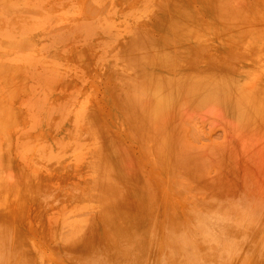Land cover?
<instances>
[{"label": "rangeland", "instance_id": "obj_1", "mask_svg": "<svg viewBox=\"0 0 264 264\" xmlns=\"http://www.w3.org/2000/svg\"><path fill=\"white\" fill-rule=\"evenodd\" d=\"M0 1V3L4 1L3 5L0 4V184L3 187V191H0L2 192V195L0 193V264H104L103 260L113 253L112 244L108 242L107 237L105 238V233L106 231L114 232V230L119 229L127 232V236L121 238L119 242L125 239L126 242L131 243L134 256L142 259L141 264H170L173 259V264H264V111L261 112L255 104L256 111L259 110L258 115H263L262 117L257 116L255 115L257 112L251 110L253 106L249 105L251 111L246 112L255 113L251 120H247V118L250 119V115L244 116L245 118L240 115L242 110L238 112L242 107H244V112L245 108H248L244 106V103L248 104L249 102H245L244 100H247V97L245 96L244 99V93H238V91L241 89L246 90L245 94L248 95L247 90L249 91L253 87L255 90L259 86L260 95V85L264 86V54H262L264 52V39L262 36L260 37L263 34L259 33V39L262 40L260 42L256 34L257 31H260V26L264 25L263 22L258 23L261 24L260 26L256 23L257 20L262 19L264 21V0H221L227 2V4H224L227 9L224 6V9L218 6L216 4L218 0ZM251 2H253V5ZM222 3H220L221 6ZM255 4L256 6H254ZM176 5L179 9L181 8L179 6H182L184 12L188 10L185 12L187 14H184L183 11H181L183 14L177 11ZM214 7L218 9L216 10ZM225 9L229 14L228 16L224 11ZM6 10L8 12H5ZM193 10H197L195 13L199 12L200 15L194 14ZM213 10L216 13L213 14ZM189 11L193 13L192 16ZM218 11L221 13H217ZM178 12L184 18L189 14L186 20L191 24L192 19L194 22L197 20L195 27L196 24L200 23L198 25L200 28L197 27L198 29L202 28V31L194 29L198 30L200 34L197 35L194 30H191V33L187 32L188 35H185L184 33L190 30H186L189 25L192 26L191 29L194 26V23L192 25L188 23L187 28L183 26L186 31H182L184 29L180 31L178 28L179 34L184 32V36L181 34L183 37L178 35V29H176L177 31L171 29L173 32L171 36L170 28L173 27V23L169 24L170 20L174 18L175 21H172L175 22L174 24L177 21L183 23L185 20L180 18ZM171 13L176 15L177 18L180 16V20H177L174 15L169 20L168 16ZM221 16L227 19L228 25ZM188 17L191 20L187 19ZM220 17L224 23L220 21ZM228 17H230L231 22ZM205 19L210 21H208V27H206L208 23ZM186 20L184 24H186ZM166 21H170L168 22L169 25L167 24L170 28L165 26ZM181 23L178 22L176 25H183ZM201 23L205 27H201ZM223 24L226 27H223ZM215 26L218 28L216 33H214ZM230 26L239 35H234L236 32L233 30V32H229ZM224 28H227L226 32L228 34L225 33L226 36L224 35L226 30ZM243 29L246 31L251 29L248 32L253 29L256 33L254 31L248 34L245 31L247 34L244 33V35L247 38L248 36L251 37V39L240 38ZM200 31L203 33L201 34ZM136 32L135 37L138 32L143 34H139V38L137 36L139 40L135 42L138 44H135L136 49L142 40L140 36L149 39H147L148 41L144 39L141 41L143 48L140 47L143 51L140 52L141 49H139L137 53L132 46L134 51L130 48L132 51L128 50L129 55V52L126 53V51L130 45L134 44L135 39H132L131 44V39L128 40V37ZM252 33L257 35V37L254 36L255 34L253 35L256 38L255 41L254 37L250 36ZM235 36L240 37L236 40ZM133 37L134 35H132ZM178 37L180 38L176 39ZM226 39L239 44L234 43L236 45L234 46L230 43V47L228 45L229 41H226ZM239 39H241V42H239ZM242 39L246 41L242 42ZM146 41L148 44H142ZM254 42L256 44L263 43L259 45L263 49L260 52L263 56L259 55V52L257 55L259 47ZM245 43L246 45L243 47ZM251 43H253V46H249ZM121 44L124 47L127 44V48L124 49L123 47L121 49ZM240 47L244 48V51L242 48L240 50ZM117 48H120V50H117ZM261 48H259L260 51ZM132 52L137 53V57L140 56V53H142L141 55L144 54L143 59L154 58L156 65H158L157 57L160 58L164 52L166 54L169 52L170 55L168 53V56H173L171 53L182 52L180 55L182 54L181 57L184 59L186 54L190 55L185 60L178 57L180 55L173 56V58L176 57L180 61L182 59L184 61L183 65L186 67L174 58L177 65H182V67H178L176 62L172 60L173 58L170 59L165 54L162 57L165 59L167 57V61L160 58L165 61L163 66L161 64L160 68L155 66L152 59L151 66L153 64L154 66L153 69H149L151 67L149 60H146L147 63L140 57L142 61H145L142 63L136 57L140 61L134 62L136 54ZM122 53H126L124 55L131 58L134 55L133 60L127 58V56L126 58L122 57ZM119 54L124 59L120 58ZM126 59L129 61L124 64ZM169 59L174 63L169 61L171 63L169 65ZM187 59H189L186 62L188 64L185 63ZM138 62L142 63L140 65L146 64L144 65L146 68L143 66L145 71L144 68L143 71H141L142 68H139L138 73H136L137 70H134L135 75L128 78L130 82L133 80L131 77L138 78L141 72H143L141 76L144 73L152 76L151 73L156 71V76H147L149 79L155 78L149 80L152 84L154 81H158V85L164 79V82L161 83L169 84V79L174 78L171 81L172 84H169L171 87L173 86L172 89L169 85L162 84V88L159 87L160 90L163 89V86L164 88L167 86L166 90L170 89L176 92L181 86H185L184 90L182 87V89L180 88L185 91L182 93L183 95H179L182 92L180 90L176 93L167 90L170 95L165 92L162 97L164 99H161L162 102L163 100L165 102L164 96H166V100L169 96L172 97L163 104L165 106L160 107L159 110L165 109L164 107H167V109L160 111L163 113L162 115L158 113L160 121L156 119L154 131L159 132L160 127L169 120L174 125L177 116L174 118L175 115L172 114L176 110L178 111L177 115H179L177 122L180 117L182 118L178 131H176L178 125L175 124L177 127L175 125V128L172 127L177 133L175 134V131L172 130V138L170 136L166 137L170 135V132L172 133V128H169L170 121L167 124L168 126L164 125L162 131L160 130L157 134L159 137L154 136L157 139L160 138L159 141L162 139L160 145L158 143V147H161V150L163 148L161 152L163 157L156 149L157 146L154 147L155 141H157L152 137L154 131L152 129L147 130V127L150 126L148 123H153L155 126V123L150 120V118H153L149 114L150 112H146L148 116L144 117L145 113L144 118H138L141 115L140 113L139 116L137 114L135 116L132 115L133 112L130 114L128 113L130 111L122 110V106L115 100L121 101L122 105L123 99L120 98L123 96L121 94L124 93H120V90L117 91L121 84L118 80L122 79L120 81L124 83L122 74H125L124 77L127 83L121 84L123 85L121 87L122 89L127 87L123 90L130 91L128 88L131 83L128 82L126 75L128 74L129 77L130 74H133L132 68L134 69V67L128 68V66L131 63L134 66L136 65L135 69H138L137 66L141 67ZM172 64H175L176 68ZM168 65L170 70L167 68L166 71L165 66ZM187 65H191V67ZM147 68L149 70L146 71ZM193 68L197 70V73L203 72L198 74V77L201 75L199 78L206 74L208 78L213 75L209 80L210 83L208 81L209 85L206 83L207 81L205 82V85H208L207 87L201 86L202 83L204 86L205 79L208 80L207 76L201 78L204 79L203 82L199 80L202 83L198 81L201 84L199 85L196 83L199 78H195L197 73H193ZM212 68L218 71L212 70V72H209ZM184 70L186 72L188 70L192 71L195 76L191 75V72L187 76L184 75L186 74L182 73ZM201 70H206L208 73ZM224 70H226V75L230 74L229 80L232 78L230 82L228 81L229 83L227 82L229 76H225ZM114 71H116V74L119 73L120 76H115V78L117 77L116 80L111 76V74L114 75ZM158 72H163L161 73L163 77ZM219 72H224L226 83L229 84L227 87L224 82L225 78L223 80H221L223 77L220 78L225 83L224 87L221 88L220 86L221 84L223 86V83H220V80L217 79L218 76H214ZM154 73L153 75H155ZM166 74L172 75V77L170 78ZM220 74L222 75V73ZM145 75L143 76L145 82L141 81L142 78H138L134 79L135 82L132 85L140 83L142 88V85L144 87L146 82V85L151 84ZM160 75L163 80L160 79ZM179 76L184 81V85H182L181 80L178 81ZM193 77L196 82L192 80ZM186 80L189 81L188 84H185ZM190 80L193 82L192 84ZM234 82L237 87H233ZM154 85L156 87V83ZM176 85L177 87H175ZM230 85H233V92H231L233 88H229ZM195 86L199 89H193ZM224 88L227 91L228 89L231 90L228 92L231 94L232 99L230 100L234 99L232 103L237 102L232 104L228 100L229 102L225 103L229 97L228 95V97H225L226 101L223 102L224 98L221 96L223 90L221 89ZM110 89H113V91L109 92ZM148 89L151 90L149 87ZM263 89L264 87L261 89L264 92ZM115 91L120 94L117 93L116 95ZM258 91L253 92L256 94ZM218 93L222 98L220 101L215 99V102L213 98ZM145 94L140 93L136 96L138 99L142 97L140 101H143L146 100V95L149 92ZM172 94L177 97V101ZM238 94L242 97L241 99ZM114 95H116L115 99ZM257 95L253 97H261V95ZM118 96L121 97L118 98ZM136 96L133 97L135 100H137ZM184 96L188 97L182 100ZM206 96H209L206 99L207 101H205ZM219 96L217 97L220 98ZM130 97L131 95L128 96V100ZM152 97H148L146 102L143 101L144 104L142 102L141 106L146 108L149 103L154 105L153 107L157 106ZM180 97L183 103L178 99ZM149 98H152L153 103L149 101ZM186 98H188L187 101L190 100V103L185 102ZM210 99L212 103L208 102ZM179 100L181 104L178 102ZM259 100H264V98L261 97L257 102ZM175 101L176 103H174ZM253 102H256V99ZM161 103L159 105H162ZM135 104H132V106L127 105L130 107L128 110L133 111V107H138V103ZM228 104L229 106L233 105L234 113L231 112L232 109L228 107ZM142 107L141 110H138L142 111ZM149 107L151 106H148L146 110L153 108ZM175 108L177 109L174 111ZM154 109L156 112L158 107ZM121 110L126 111L127 113L124 112L126 115L122 114ZM133 117L138 119H133ZM257 117H260L258 118L259 121L256 119ZM93 118H97L96 122L99 119L103 125L100 121L98 122L99 126L95 125V119L94 121L91 120ZM148 118L150 122H148ZM139 120H147L146 127H143L142 124L145 121L140 123ZM252 120L254 121L253 124L249 122ZM90 121L92 125L89 124ZM247 122L251 125H247ZM99 123L103 130H101ZM259 123L262 128L258 126ZM93 124L96 129L93 128ZM157 124L160 129L157 128ZM134 126L136 127L134 128ZM165 126L169 129L167 132L170 131L168 134L165 133L166 136L164 134L166 130L163 132L166 129ZM97 127L100 128H98L99 131ZM152 127L151 125L148 128ZM90 128L95 129L97 132L95 130L93 132L98 134L91 135L93 133ZM143 128H146V130H143ZM131 129L133 132H130ZM148 131L150 132L148 137L150 138L151 135L155 140L151 138L154 143L150 141L149 144H146L150 140L145 136ZM138 132L143 135L140 136L141 134ZM166 138H171L173 142ZM163 143H166V145L163 146ZM106 144L116 145L117 148L113 146L116 150L113 148L111 150V146L109 147ZM98 145L100 149L109 150H101V154L97 153L101 157L106 152L107 157L106 154L103 156L105 159L108 158L106 161L112 165H106V168H115V170L106 169L104 174L109 170H112L113 174L109 171L112 176L117 172H119L116 174L117 176L123 173V175H120L121 177L118 176L120 179L118 178L119 182H115L117 186H114L116 187L113 186L114 183L108 184L109 179L112 177L110 174L108 175L111 177L106 179V182L104 178L107 175L103 177L105 183H99L100 176L98 173L103 175L102 170L105 168L102 167L103 169H101L100 166L95 165L93 163L94 158L91 155L94 148H99ZM179 146H185L189 150L186 157V155H183L187 150L184 152L183 147H180V150L177 149V151H180V153H177L180 156L182 155L181 152H184L182 157L186 161L185 166H183L184 162H181L182 159L180 160L181 157H178L175 152L172 155V157L174 155L178 157H173L175 165L168 166L167 164H170L172 159L170 161L171 156L168 158L167 153L172 154L173 150H176ZM149 149L151 151L153 149V151L151 152ZM156 150L159 155H157ZM96 151L93 155H96ZM149 151L153 154L146 153ZM110 152H113L115 156ZM164 154L168 159H165ZM158 156L161 160L163 159L162 162ZM100 157L97 156L96 159H101L102 157ZM115 158L119 159L116 160ZM121 158L122 160L123 158L126 159V163L123 160V165L119 164L122 161ZM113 159L115 160L113 161ZM101 160L98 161L99 165L108 164L106 161ZM166 160H169V162ZM174 161L171 164H174ZM176 161L179 163L176 164ZM95 162L97 161L95 160ZM91 163L102 172L97 171L96 173L98 168L94 170L93 164L90 168ZM161 163H164L162 167ZM195 164L199 166L194 167ZM131 173L135 175H133L134 177H138L134 179L132 176L137 184L136 181H132V178L126 177L131 176ZM151 173L154 174L153 178ZM115 177L113 176L114 181L117 178ZM100 179H102V176ZM128 179L129 183H135L132 188L129 183H127L128 187L124 182ZM114 181L112 179L110 182ZM100 186L102 187L100 188ZM134 186L138 188L135 187L134 190H137L131 192ZM91 188L94 190L92 189L93 191L90 193L89 189ZM126 188L131 189L126 190ZM81 189L84 191H80ZM85 189L89 191L86 192ZM120 190H122V193L119 192ZM137 192L141 194L140 197L142 198L138 195L134 196ZM84 200L87 202L95 201L97 204L101 201L100 204L102 205L98 204V207H103L98 210L102 216L96 213L98 211L97 204L94 207V203H92L90 208L87 202L86 204L89 206L85 205ZM81 205L85 208H82ZM87 212L90 213L87 214ZM5 215L7 219H5ZM101 218L105 220L103 221ZM82 219L84 222H82ZM85 219L88 224L80 225V222L85 223ZM76 221H78V226H82L81 229L77 226ZM70 224H74L73 227L71 225L72 228L69 226ZM85 225L88 228H85ZM115 226H118L119 229ZM129 232H133V236H129ZM82 234H84L83 237L78 238ZM114 235H116L115 232ZM62 237L66 240L64 241ZM67 239H72L74 242H71L75 245L71 246L72 243L70 241L67 243ZM113 243L115 242L113 241ZM122 255L128 264H139L131 256L123 253ZM171 256L173 259H170ZM36 259L38 260L36 261Z\"/></svg>", "mask_w": 264, "mask_h": 264}, {"label": "bare ground", "instance_id": "obj_2", "mask_svg": "<svg viewBox=\"0 0 264 264\" xmlns=\"http://www.w3.org/2000/svg\"><path fill=\"white\" fill-rule=\"evenodd\" d=\"M220 1H221V0H220ZM220 1L218 0V1L216 2V4H217L218 6H220L222 9H224V7L226 8L227 6H225L224 4H227V2H226V1H221V2H220ZM227 1H228V0H227ZM0 2H1V1H0ZM3 2H4V1H3ZM3 2L0 3V4L3 5V4H4ZM218 2H220V3L224 2V3H222V6H221L220 3H218ZM225 2H226V3H225ZM253 2H254V1H253ZM253 2H251L252 5H253ZM94 3H95V2H94ZM254 3H255V2H254ZM171 6H172V5H171ZM176 6H177V5H176ZM223 6H224V7H223ZM254 6H256V4H255ZM179 7H181L180 9H182V10H180V9L178 8V6H177V8H178L177 11H180V12L183 11V12H184L182 6H179ZM215 7H217V6L215 5ZM215 7H214V8H215ZM174 8H175V7H174ZM177 8H176V9H177ZM215 9L217 10L218 8H215ZM215 9H214V10H215ZM219 9H220V8H219ZM226 9H227V8H226ZM226 9H225L224 11L227 13V10H226ZM8 10H9V9H8ZM8 10H6L5 12H8ZM186 10H187V9H186ZM214 10H213V14H214V12L216 13V11H214ZM187 11H188V10H187ZM187 11H185V12H187ZM193 11H194V12H193L194 14L200 15V14H198L199 12H198V13H195V12H197V10H193ZM220 11H221V10H220ZM220 11H218L217 13L220 14L221 12H223V11H221V12H220ZM228 11H229V10H228ZM237 11H238V10H237ZM239 11H242V10H239ZM256 11H257V10H256ZM256 11H253V12H256ZM135 12H136V11H135ZM137 12H138V11H137ZM174 12H175V11H174ZM180 12H178V15H180V14L182 13V12H181V13H180ZM185 12H184V14H187V13H185ZM232 12H233V11H232ZM247 12H248V11H247ZM249 12H252V11H249ZM257 12H258V11H257ZM259 12H260V11H259ZM175 13H176V12H175ZM189 13H190V11H189ZM193 13H190V15L193 14ZM203 13H204V12H203ZM223 13H224V12H223ZM223 13H222V15H223ZM226 13H224V14H226ZM230 13H231V12H230ZM171 14H172V16H170ZM171 14H170V15L167 14V15H169V16H168V17H169V18H168L169 20H170L172 17H174V16H175V18H177L176 15H174L173 13H171ZM176 14H177V13H176ZM182 14H183V13H182ZM207 14H208V13H207ZM207 14H206V15H207ZM173 15H174V16H173ZM217 15H218V14H217ZM217 15H216V16H217ZM226 15L228 16L229 14L227 13ZM226 15H225V17H226ZM163 16H164V15H163ZM180 16H181V17H180ZM180 16H179L180 18H183V19L186 20V17L189 16V14H188L185 18L182 17V15H180ZM184 16H185V15H184ZM191 16H192V15H191ZM213 16H214V15H213ZM170 17H171V18H170ZM179 17L177 18V20H180ZM217 17H219V16H217ZM221 17H223V16H221ZM221 17H220V21H223V20H221ZM191 18H192V17H191ZM194 18H195V17H194ZM229 18H230V17H228V19H229ZM173 19H174V18H173ZM173 19L170 20L171 22H170V21H166L167 23L165 22V23H166L165 26H167L168 22H170L169 24L173 23V24H172V25H173L172 28H170L169 26H167V27L170 28L171 36L173 35V34H172V33H173L172 31H177L176 29H178V28H179L180 31H181L182 29H184L185 26H186L185 28L188 27V26H187L188 23L191 24V22H189V21H187V20H186V21H187L186 24H184V23H185V20H184L183 23H181L182 21H177V23H176V24H178V22H179V23H181V24H183V25H180V24H179V25H176V24H174L175 22H172V21H175V20H173ZM187 19H190V17H188ZM217 19H219V18H217ZM223 19H224V17H223ZM181 20H182V19H181ZM190 20H191V19H190ZM205 20H206L207 23H208V24H206V27H208L207 25H209V22H210V21L207 20V19H205ZM214 20H215V19H214ZM214 20H213V21H214ZM226 20H227V19H224V21L227 22V25H228V21H226ZM229 20H230V19H229ZM164 21H165V20H164ZM164 21H163V23H164ZM191 21H193L192 24L194 23L193 28L191 29L192 26L189 25V27H188L186 30H188V29H190V30L186 31V30L184 29V30H182V31H186V33L181 32V34L184 33L185 35H186V34L188 35L187 32H190V33H191V30H194V31H195L194 33L197 34V35L200 34L199 31H198V30H201V29H202V28H201V29H198V27L200 28V26H198V25H200V23H199V24H196L198 27H197V26L195 27V23L197 22V20H196V22H194L193 19H192ZM208 21H209V22H208ZM216 21H217V20H216ZM220 21H219V22H220ZM224 21H223V23H224ZM255 21H256V20H255ZM255 21H254V23H255ZM257 21H258V22H256L257 24H258L259 22H263V23H264V21H263L262 19H261V20H257ZM198 22H199V21H198ZM219 22H218V23H219ZM230 22H231V20H230ZM230 22H229V23H230ZM202 23H203V22H202ZM202 23H201V27L204 26V25H202ZM218 23H217V24H218ZM221 23H222V22H221ZM263 23H262V24H263ZM169 24H168V25H169ZM192 24H191V25H192ZM217 24H216V26H217ZM257 24H256V26L258 27L259 24H258V25H257ZM162 25H164V24H162ZM174 25H175V26H174ZM218 25H219V24H218ZM260 25H261V24H260ZM260 25H259V26H260ZM170 26H171V25H170ZM176 26H178V27H176ZM179 26H181V27H179ZM183 26H184V27H183ZM216 26H215V28H216ZM261 26H262V25H261ZM261 26H260V28H259L260 31H257V33H256V31L254 30L255 33L258 35V39H259V35H260V34H263V35H264V29H263V28H264V25L262 26L263 28H262ZM182 27H183V28H182ZM204 27H205V26H204ZM217 27H218V26H217ZM223 27H226V26L223 24ZM223 27H222V28H223ZM254 27H255V24H254ZM257 27H256V28H257ZM194 28H196V29H198V30H196V29H194ZM252 28H253V27H252ZM166 29H167V28H166ZM171 29H173V30L171 31ZM179 29H178V31H179ZM204 29L206 30V28H204ZM204 29H203V30H204ZM217 29H218V28L214 29V30H215L214 33L218 32ZM224 29H226L225 32H224V35L226 36V34H228V33L226 32V31H227V28H224ZM228 29H229V27H228ZM230 29H231V26H230ZM230 29H229V32H230V31H231V32L234 31L233 29H231V30H230ZM222 30H223V29H222ZM232 30H233V31H232ZM243 30H244V31L241 32L242 35H240L241 37L238 36V38L240 37V38H245V39H246L247 36L244 35V33L248 32V30H251V29H247V31H246L245 29H243ZM261 30H263V31H261ZM180 31L178 32V35H181V34H179ZM196 31H198V32H196ZM201 31H202V30H201ZM201 31H200V32H201ZM245 31H246V32H245ZM254 31H253V29H252L251 32H254ZM205 32H206V31H205ZM234 32H236V31H234ZM249 32H250V31H249ZM249 32H248V34H249ZM251 32H250V33H251ZM261 32H263V33H261ZM192 33H193V32H192ZM202 33H203V32H201V34H202ZM225 33H226V34H225ZM239 33H240V32H239ZM241 33H240V34H241ZM255 33L250 34V36H253ZM259 33H260V34H259ZM136 34H137V32H136V33H133V34H131V35H129L128 40L131 39V40H130V41H131V44H132V42H133L132 39H133V40L135 39V41H134V44H133V45H130V44H129L130 47L127 49L126 53L129 52L128 50H130V48H132V46H133V48H135V44L138 45V44L135 43V42H136V40H139V39H138V38H139L138 35L141 34V33L138 32V35H137L138 38H137V36L135 37ZM175 34H176V33H175ZM184 34H183V36H184ZM206 34H207V33H206ZM237 34H238V32H236L234 35H237ZM246 34H247V33H246ZM256 34L254 35L255 37H257ZM132 35H134L133 38H132ZM141 35H143V34H141ZM145 35H146V34H145ZM229 35L232 36L230 33H229ZM234 35H233V38H234ZM238 35H239V34H238ZM263 35H260V37L262 36V38L264 39ZM146 36H147V35H146ZM146 36H145V37H146ZM181 36H182V35H181ZM183 36H182V37H183ZM201 36H202V35H201ZM225 36H224V37H225ZM242 36H243V37H242ZM244 36H246V37H244ZM254 36H253V37H254ZM130 37H131V38H130ZM140 37L142 38L141 41H143V39H144L143 37H144V36H143V37L140 36ZM174 37H175V35H174ZM174 37H173V38H174ZM228 37H229V36H228ZM235 37H236V40H237V39H238L237 36H235ZM253 37H252V38H253ZM255 37H254V41H255V39H256ZM179 38H180V37H178V38H176V39H179ZM248 38L251 39V37H249V36H248ZM248 38H247V40H248ZM147 39H149V38L146 37L144 40H147ZM230 39H232V38H230ZM258 39H257V40H258ZM124 40H125V38H124ZM124 40H122V41H123V42H126V41H127V39H126V41H124ZM240 40H241V39H239V42H241ZM252 40H253V39H252ZM252 40H251V41H252ZM141 41H140V45H139L138 48H137L138 50H137L136 48L134 49V50H136L137 53H138L139 49H141L140 52L143 51V49H142L143 47L141 46ZM147 41H148V40H147ZM147 41H146V42H143L142 44H144V43L148 44ZM226 41H229V40L226 39ZM232 41H234V40H232ZM243 41H244V39H242V42H243ZM245 41H246V40H245ZM245 41H244V42H245ZM259 41L262 42L261 39H259ZM15 42H16V41H15ZM137 42H139V41H137ZM252 42H253V41H252ZM257 42H258V41H257ZM12 43L14 44V42H12ZM227 43H228V42H227ZM230 43H232V44H234V43L239 44L238 42H230V41H229V44H228L229 46L231 45ZM246 43H247V42H246ZM246 43L244 44V46H243V45H242V46L245 47ZM224 44H225V42H224ZM240 44H241V43H240ZM251 44H252V45H251ZM251 44H250L249 46H253V43H251ZM254 44H256V42H254ZM262 44H263V43H262ZM262 44H261V43H259V44L257 43L256 45H258L257 47L261 48V46H259V45H262ZM14 45H15V44H14ZM121 45H122V44H121ZM121 45H120V46H121ZM125 45H126V47H124V46L122 45L121 49H122L123 47H124V49H126V48H127V44H125ZM226 45H227V44H226ZM140 46H141L142 48H141ZM143 46H144V45H143ZM229 46H227V47H229ZM234 46H236V45L234 44ZM139 47H140V48H139ZM230 47H231V46H230ZM257 47H256V49H257ZM133 48H132V50H133ZM144 48H145V47H144ZM241 48H242V47H240V50H241ZM246 48H247V47H246ZM246 48H245V49H246ZM259 48H258V50H257V55H258L260 52L263 51L262 48H261V49H262L261 51H260ZM242 49H243V51H244V48H242ZM117 50H120V48H119V49L117 48ZM132 50H130V51H132ZM134 50H133V51H134ZM121 51H122V50H121ZM118 52H119V51H118ZM122 52H124V51H122ZM140 52H139V53H140ZM258 52H259V53H258ZM119 53H120V52H119ZM126 53H124V54H126ZM132 53H135V52H132ZM137 53H135L136 55H135V61H134V62L140 61V60H141L140 57H142V59H143L144 54L141 55L142 53H140V54H139L140 56L137 57ZM168 53H169V52H167V54H166V52H164V53L161 54V55H162L163 57H164L165 54L168 56ZM180 53H182V52L171 53V55L173 54V56H178V55H180ZM122 54H123V53H122ZM124 54H123V55L119 54V56L121 55L122 57H125V58H126V56H127V58H131L130 56L128 57V55H124ZM128 54L130 55V52H129ZM174 54H176V55H174ZM262 54H264V52H262ZM262 54L260 53L259 55H262ZM132 55H133V54H132ZM161 55H160V56H161ZM169 55H170V53H169ZM181 55H182V54H181ZM181 55L178 56V57L183 58V57H181ZM184 55H185V54H184ZM188 55H190V54H186V55H185V59L188 58ZM121 56H120V58H122ZM133 56H134V55H133ZM133 56H132V58H131L132 60H133ZM162 56H161L160 58H163ZM173 56H168V58L172 59ZM182 56H183V55H182ZM262 56H263V55H262ZM136 57L139 58L140 60H137ZM158 57H159V56H158ZM158 57H157V60H156V61H158V63H157L158 65H156V62H155V59H154V58L148 59L149 61H148L146 58L143 59V60H145V61L147 60L149 63H151V62L153 61V62L155 63V66H158V67L160 66V64H161V66H163L164 63H165L164 60H166V59H168V58L166 57V59L163 58L164 60H162V59H160V58H158ZM263 57H264V56H263ZM263 57H262V58H263ZM155 58H156V56H155ZM174 58L177 59V60H179V59L176 58V57H174ZM174 58H173L172 60L175 61ZM260 58H261V57L259 56V59H260ZM122 59H124V58H122ZM122 59H121V60H122ZM152 59H153V60H152ZM158 59H159V60H158ZM170 59L168 60V64H169V65H171V63H169V61L174 63V61H172V60H170ZM185 59L183 58V60H185ZM118 60H119V59H118ZM151 60H152V61H151ZM183 60L181 59L182 62L179 60V61H180V64L182 63V65L184 64V61H183ZM261 60H263V59H261ZM126 61H129V60L126 59V60H124L125 63H124V62H123V63L126 64ZM130 61H131V60H130ZM141 61H142V60H141ZM145 61H142V63L145 62ZM147 61H146V62H147ZM160 61H162V62H160ZM163 61H164V62H163ZM166 61H167V60H166ZM188 61H189V59H187V60L185 61V63L188 62ZM132 62H133V61H132ZM148 62H147V63H148ZM153 62H152V63H153ZM175 62H176V65H177V61H175ZM128 63H129V62H128ZM142 63H141V62H138V65H140V64H142ZM152 63L150 64V66L152 65ZM162 63H163V64H162ZM135 64H136V63H135ZM166 64H167V63H166ZM178 64H179V63H178ZM186 64H188V63H186ZM256 64H257V63H256ZM127 65H129V64H127ZM144 65H146V64L144 63L143 65H140L141 67H138V66H137L138 69H135L136 65L134 66V65H132V64L130 63V65L128 66V68H132V67H134V69L132 68V73H133L134 70H137L136 73H138L139 68H140V69L142 68L141 71H143V68L145 67ZM148 65H149V64H148ZM169 65H168V66H165L166 71H167V68L169 69ZM172 65L174 66V68H176L175 64H172ZM182 65H177V66H178V67H179V66L182 67ZM125 66H126V65H125ZM130 66H131V67H130ZM143 66H144V67H143ZM153 66H154V64H153ZM153 66H151L149 69H153V68H152ZM183 66L186 67L185 65H183ZM187 66H188V67H191V65H187ZM148 67H149V66H148ZM145 68H146V67H145ZM145 68H144V71H145ZM159 68H160V67H159ZM165 68H164V69H165ZM170 68H171V67H170ZM197 68H198V67H197ZM149 69L147 68L146 71L149 70ZM162 69H163V68H162ZM172 69H173V67H172ZM169 70H170V69H169ZM169 70H168V71H169ZM186 70H187V69H186ZM186 70H184L185 72H184V71L182 72L183 74L186 73V74H184V75L187 76V75H189L188 73H190V72H191L190 74L193 75V74H192V71H190V70H192V69L188 70V72H186ZM193 70H194L193 73H197V72H196L197 70H195L194 68H193ZM210 70H211V71H209V70H208V71H209V72H212L213 68L210 69ZM141 71H140V72H141ZM201 71H205V72H207L206 70H201ZM213 71H218V70H213ZM221 71H223V70H221ZM225 71H226V70H224V72H225ZM148 72H149V71H148ZM148 72H147V73H148ZM152 72H153V70H152ZM198 72H200V70H198ZM224 72H219V74L222 73V75L220 74L221 76H220L219 74H215L214 76H215V77L218 76L219 78H217V79H219V80H220L221 77H223L221 80H223V79L225 78V81H224L225 83H226V77H225V76H229V77H227V78H228L227 82H228V81L230 82V80L232 79V78H231V79L229 80V78L231 77L230 74L228 73L229 75H226V72H225V76H224ZM112 73H113V72H112ZM141 73H143V72H141ZM141 73H140V76H141ZM149 73H151V72H149ZM153 73H154V72H153ZM153 73H151V75H152V76H156V74H155L156 71H155V73H154L155 75H153ZM158 73H159V72H158ZM161 73H163V72H161ZM161 73H159V74H161ZM202 73H203V72H202ZM202 73H201V72H200V73H197V74H196L197 76H196L195 78L198 79V78L201 76V75H200V76L198 77V74H202ZM207 73H208V72H207ZM122 75H123V76H122ZM122 75H121V76L123 77V80H124L125 82L123 83L122 81H120V80H122V79H120V80H118V81L121 82V84H126L127 82H126L125 77H124L125 74H122ZM131 75L134 76V75H135V71H134L133 74H130L129 77H128V74L126 75V78H127L128 82H130V80H129L128 78H130ZM136 75L138 76L139 74H136ZM144 75H145V73H144ZM144 75H142L141 77L139 76L138 78H142V79H141V81H142ZM157 75H158V74H157ZM161 75H162V74H161ZM161 75H160L159 77H161ZM166 75H169V74H166ZM203 75H204V74H203ZM111 76L114 77V78H115V76L120 77V76H119V73L116 74V71H114V75L111 74ZM147 76H150V74H149V75H148V74L145 75V77H146V79H148V81H149V80L151 81V80H154V79H155V78H152V79L150 78V79H149V77L147 78ZM152 76H150V77H152ZM164 76H165V74H164ZM169 76H170V75H169ZM182 76H183V75H182ZM186 76H185V77H186ZM193 76H195V75H193ZM205 76H207V79H208V80H206V79H205V80H204V79H201V78H204ZM205 76H202L201 78H199V79L197 80V82L194 81V80H195L194 77H193L192 80H193L194 82H196V83H198L199 80H200V81L204 80V86H203V83H202L203 81H202V82L199 81L200 83H202V85H201L200 83H198V84L201 85L202 87H205V86L207 87V86L209 85V84H208V81L210 80V78H211L213 75H212L211 77L209 76V78H208V75H207V74H206ZM117 77H116L114 80H116ZM135 77H136V76H135ZM145 77H144V78H145ZM157 77H158V76H157ZM157 77H156V78H157ZM162 77H163V75H162ZM162 77L160 78L161 80H163ZM165 77H166V76H165ZM171 77H172V75L170 76V78H171ZM176 77L178 78V76H176ZM180 77H181V76H179L178 81L182 79V78L180 79ZM131 78H132L133 80L131 79V80H132V81L130 82L131 85H130L129 88H128V89H130V91H129V90H127V91H126V90H123V89H127V87L122 89L121 86H123V85H121V84L119 85V88L121 87V89H119V88L117 89V91L120 90V91H119L120 93L123 92V93L125 94V95H124V94H121V96L123 95L122 97L120 96L121 98L118 96V98L123 99L122 102H123L124 104L122 103V105H121V101L119 102L118 99H115L117 93H118V95L120 94L119 92L116 93V91H115V94H116V95H114V99L117 100V102L120 104V106H122V107H121L122 110H126L127 112L130 111V112H128V113H130V114L133 112L132 115H135V116H136V114L139 116V113H140L142 116L140 115L138 118H142L143 115H145L146 112H148V113L150 112L149 114H151V115L153 116V118H152V119L150 118V120H152V122L155 123V126L153 125V123H152V124H149V123H148V122H150L149 118H148V120H149L148 122H147V120H146V121H145V120H142V121H145V122L142 123V124L144 125L143 127H146L145 125H146L147 123H148V125H150V126L147 125L148 127H151V125H152L153 127H152V128H148V127H147V130H148V129H152V131H154L153 128H156V121H157V120L160 121V118H159V114H158V113H160V115H162V114H163V113H161L162 110L164 111L165 109H167V107H164L165 109L159 110L160 107L162 108V106H165V105H163V104H165V102H166L167 100H170V99L172 98V97L169 96L168 99L166 100V96H164V97H165V102H164V100H163V102H164V103H163V102L161 101V99H164V98H162V97H163V94L165 95V92H167L168 89L166 90V87H167V86H165V88H164V86H163V89L165 90V91H164V90L162 89V90L164 91V92H163L162 90H160L159 87L162 88V84H163V85H169V84L171 85V84H172L171 81H173L174 78H173L172 80L168 78V79L170 80V81L168 80V81H169V84H168L167 82H166L167 84H165V83H161V82H164L165 79H164L163 81L159 82L158 85H157V82H158V81H156V82L154 81L153 84H152V82L149 81L151 84H149V85L147 84L148 86L146 85V83H147V82H146L145 85H144L145 88L143 87V85H142V88H141L140 83H138L137 85H135V84L132 85V83L135 82L134 79L136 80V79H138V78H134V77H131ZM187 78H189V77H187ZM187 78H183V79H187ZM191 78H192V77H190L189 79H191ZM118 79H119V78H118ZM158 79H159V78H158ZM160 79H159V80H160ZM175 80H177V79H175ZM221 80H220V83H223V86H222V84H221V86H220V84H219V86H220L221 88H223L225 83H224L223 81H221ZM139 81H140V80H139ZM143 81L145 82V79H144ZM178 81H177V82H178ZM190 81H191V80H190ZM206 81H207V82H206ZM233 81H235V80H233ZM119 82H118V83H119ZM137 82H138V81H137ZM170 82H171V83H170ZM174 82H176V81H174ZM181 82H182V85H184V84H183L184 81L181 80ZM188 82H189V81H188ZM188 82H187V80H186L185 84H188ZM205 82H206L208 85H205ZM229 82H228V83H229ZM118 83H116V84L118 85ZM154 83H156V87H155ZM192 83H193V82L191 81V84H192ZM196 83H194V84H196ZM209 83H210V81H209ZM213 83L215 84L216 82H213ZM213 83H212V84H213ZM228 83H226V85H225L226 87H227V85H229ZM159 84H160L161 86H160ZM175 84H176V83H175ZM179 84H180V82H179ZM194 84H193V85H194ZM198 84H197V85H198ZM230 84H231V83H230ZM232 84H233V83H232ZM151 85H152L153 87H152ZM170 85H169V86H170ZM177 85H178V83H177ZM177 85H176L175 87H177ZM189 85H190V84H189ZM199 85H198V86H199ZM233 85H234V86H233ZM233 85H232L233 87H237V84H236V86H235V82H234ZM114 86H115V85H114ZM125 86H127V85H125ZM131 86H134V87L131 88ZM169 86H168V87H169ZM178 86H179V85H178ZM186 86H187V85H186ZM232 86L230 85V87H229V86H228V87L231 89ZM261 86H262V85H260V88L262 89L264 86H262V87H261ZM115 87H116V86H115ZM117 87H118V86H117ZM148 87H149L151 90H149V89L147 90ZM151 87H152V88H151ZM154 87H155V89H154ZM170 87H171V86H170ZM172 87H173V86H172ZM172 87H171V89H172ZM181 87H182V86H181ZM181 87H180V88H181ZM184 87H185V86L182 87L183 90H184ZM233 87H232V88H233ZM238 87H239V86H238ZM258 87H259V86H258ZM258 87L255 88L256 91H258ZM180 88H179V90H180V92H181V91H182V90H181L182 88H181V89H180ZM186 88H187V87H186ZM196 88H197V86H195V88H193V89H196ZM260 88H259V90H260V95H261L262 98H264V97H263V96H264V95H263L264 92H263ZM152 89H153V92H152ZM173 89H174V88H173ZM175 89H176V88H175ZM197 89H199V88H197ZM224 89H225V88H224ZM224 89H221V90H223V91H221V92H223L224 95L219 91V93L222 94V95H221V94H220V95L224 98V101H223V99H222V101L225 102V101L227 100V102H225V103H228L229 101L232 103V101H233L234 99H233V100H230V99H232L231 96H230V95H231L230 92H228L230 89L227 88L228 91H227L226 89H225V91H224ZM111 90L113 91V89H110L109 92H110ZM121 90H122V91H121ZM176 90H178V89H176ZM179 90L176 91V92H179ZM189 90H190V89H189ZM191 90H192V89H191ZM231 90H232V91H231ZM231 90H230V91L233 92L234 88L231 89ZM255 90H254V87L251 88V89H249V91L247 90L246 93L249 92L248 95H247V94H245V91H246V90L243 91V89H241L240 91H238V90L236 89V91H238V93H240V92H241L242 94L244 93V94H243V98H244V99L247 97V100H246V99L244 100L245 102H248V101H249L248 104H247V103H246V104L244 103V106H245V107H248V108H245V111H244V112H243L244 107H242L241 109H239L240 107L237 106V105H235V106L239 107V108H237V109H239L238 112H240V111L242 110L243 113L241 112L242 114L240 113V115H242L243 117H244V116H249V115H250V116H249L250 119L247 118V120H251V118L254 117V114H255V113L253 114V112L250 113V112H246V111H251V110H252V111H254V110L256 111V108H257V107H259L258 109L261 110V112L264 111V109H263V107H264V106H263V105H264V100H261V101L259 100V101H258L259 103H258L257 100L260 99L261 97H256V98L253 97V96H256L257 94H258L257 96H260V95H259V91L256 92V94L254 93ZM263 90H264V89H263ZM124 91H125V92H124ZM128 91H129V92H128ZM150 91H151V93H150ZM171 91H174V90H170V89L168 90V92H171ZM251 91H252V92H251ZM253 91H254V92H253ZM148 92H149V94L146 95ZM168 92H167V94L170 95V93H168ZM174 92H175V91H174ZM174 92H172V93H174ZM176 92H175V93H176ZM183 92H185V91H182L181 94H179V95H183V94H182ZM226 92H227V93H226ZM234 92H235V91H234ZM140 93H146V94H145V95H146V100H143V101H145V102L148 100V97H152V96H153V97H152L153 99H152V98H149V101L152 102V100H153V102L156 103L157 106L155 105V107H153L154 105H150V103L148 102L149 104L147 105V107H146V104H145V107L148 108V106H151V107H149V108H152V107H153L152 109H153L154 111H153L152 109H150L151 111H150L149 109L146 110V108H144V106H143V107L141 106L143 101H140V100L142 99V97H140L139 99H138V97H137ZM152 93H153V94H152ZM219 93H218L217 96H219ZM251 93H252V94H251ZM261 93H263V94H261ZM110 94H111V93H110ZM113 94H114V93H113ZM129 94L131 95L130 99H132V100H131V101H132L131 103H130V99L128 100V96H130ZM185 94H186V93H185ZM185 94H184V95H185ZM232 94H233V93H232ZM242 94H241V95H242ZM253 94H254V95H253ZM126 95H128V96H126ZM136 95H137V96H136ZM168 95H167V96H168ZM172 95H173V94H172ZM175 95H177V94H175ZM186 95H188V94H186ZM227 95H228L229 97H228ZM124 96H125V98H124ZM135 96H136L137 100L134 99ZM147 96H148V97H147ZM173 96H174V95H173ZM217 96H214V98H213V100H214L215 102H216V100H217V101H220L221 98H222L221 96H219L220 98H218ZM233 96H234V95H233ZM233 96H232V97H233ZM238 96H239V94H238ZM245 96H246V97H245ZM133 97H134V98H133ZM174 97H175V96H174ZM174 97H173V98H174ZM182 97H183V96H182ZM185 97H188V96H184L183 99H182L181 97L178 98V99H180V100H181V99L184 100ZM207 97L209 98V96H206L205 101H207V100H206V99H208ZM215 97H216V98H215ZM225 97H228V98L226 99ZM239 97H240V96H239ZM110 98H111V97H110ZM169 98H170V99H169ZM175 98H176V101H177V97H175ZM210 98H212V97H210ZM241 98H242V97H240V99H241ZM248 98H249V99H248ZM251 98H252V100H251ZM257 98H258V99H257ZM151 99H152V100H151ZM215 99H216V100H215ZM225 99H226V100H225ZM255 99H256V102H253ZM111 100H112V99H111ZM115 100H114V101H115ZM124 100H125V101H124ZM138 100L141 102V103H140V106H139V101H138ZM174 100H175V99H174ZM180 100L178 101L179 103H180ZM182 100H181V101H182ZM187 100H188V98H186L185 102H189V101H190V100H189V101H187ZM228 100H229V101H228ZM135 101H138V102H135ZM176 101H175L174 103H176ZM210 101H211V99L208 100V102H210ZM250 101H251V102H250ZM125 102H126L127 104H126ZM128 102H129L130 104H129ZM153 102H152V103H153ZM161 102H162V103H161ZM167 102H168V101H167ZM178 102H177V103H178ZM235 102H237V101H235ZM235 102H233V103H235ZM239 102H240V101H239ZM118 103H117V105H118ZM135 103H138V107H140V108H138L137 106H135V105H136ZM160 103H161L162 105H159ZM181 103H183V101H182ZM181 103H180V104H181ZM189 103H190V102H189ZM210 103H212V102H210ZM231 103H229V104H231ZM233 103H232V104H233ZM240 103H241V102H240ZM242 103H243V102H242ZM250 103H251V104H250ZM252 103H253L254 105H253ZM260 103H261L262 105H261ZM128 104H129L130 106H132V104H135V105H134L135 107H133V111H132V110H128V109H130V107H128V106H129ZM143 104H144V102H143ZM229 104H228V107H230V108L232 109V111H231L230 108H228V110L230 109L229 111L233 112L235 109L233 110V108H232L233 105H232V106H231V105L229 106ZM255 104H256L257 107L255 106ZM257 104H258V105H257ZM259 104L261 105V107H260ZM127 105H128V106H127ZM158 105H159V106H158ZM177 105H179V104H177ZM240 105H241V104H240ZM247 105H248V106H247ZM249 105H250L251 107L253 106L255 109L252 107V109L250 110L251 107H249ZM235 106H234V108H235ZM242 106H243V105H242ZM124 107H125V108H124ZM141 107L144 109V110L142 109V111H144V112L140 111V110H141ZM157 107H158V109H157V111H156L157 114H155L156 112H155V109H154V108H157ZM123 108H124V109H123ZM126 108H127V109H126ZM131 108H132V107H131ZM134 108H135V111H134ZM136 109H137V110H136ZM138 109H140V110H138ZM176 109H177V108H175V109H173V110L175 111ZM237 109H236V111H237ZM247 109H249V110H247ZM258 109H257V111H256L257 113H256L255 115L262 117L263 115H258V111H259ZM122 110H121V113L123 112L122 114H125L124 112H126V111H122ZM158 110H159V111H158ZM262 110H263V111H262ZM138 111H139V112H138ZM160 111H161V112H160ZM255 111H254V112H255ZM127 112H126V113H127ZM134 112H135V113H134ZM141 112H142V113H141ZM151 112H152V113L155 112V113L152 114ZM177 112H178V111L176 110V111H175L176 114L173 112L172 115H175L174 118L177 116V120H178V119H179V118H178L179 115H177ZM245 112L247 113V115H245V114H246ZM261 112H260V113H261ZM114 113H115V112H114ZM143 113H144V114H143ZM233 113H234V112H233ZM235 113H237V112H235ZM244 113H245V114H244ZM263 113H264V112H263ZM118 114H119V113H118ZM130 114H129V115H130ZM243 114H244V115H243ZM261 114H262V113H261ZM125 115H126V114H125ZM125 115H124V116H125ZM154 115H156V116H154ZM238 115H239V113H238ZM252 115H253V116H252ZM114 116H115V115H114ZM122 116H123V115H122ZM124 116H123V117H124ZM127 116H128V115H127ZM135 116H134V117H135ZM146 116H148L147 113H146V115H145L144 117H146ZM131 117H132V116H131ZM134 117H133V119H138L137 117H136V118H134ZM144 117H143V118H144ZM154 117H155V118H154ZM156 117H157V118H156ZM260 117H257L256 119L259 121L258 118H260ZM115 118H116V117H115ZM119 118H120V117H119ZM124 118H127V117H124ZM129 118H130V117H129ZM172 118H173V116H172ZM244 118H245V117H244ZM244 118H243V119H244ZM94 119H95V118H93V119H91V120L94 121ZM96 119H97V118H96ZM96 119H95V125L99 126V125H98V122H99L100 120L98 119L97 122H96ZM133 119H131V120H133ZM154 119H155V121H153ZM156 119H157V120H156ZM181 119H182V118L180 117V120H179L178 122H177L176 119H175L176 122L174 121V123H175L176 125H178V129L176 128V129H177L176 131L179 130V127H180L179 125H180V123H181ZM238 119H239V118H238ZM238 119H237V120H238ZM241 119H242V117H241ZM241 119H239V120H241ZM120 120H121V119H120ZM125 120H126V119H125ZM168 120H169V119H168ZM239 120H238V121H239ZM253 120H254V119H253ZM253 120H252V121H249V122H251V123L253 122V123H254ZM262 120H263V119H262ZM262 120H261V121H262ZM123 121H124V119H123ZM142 121L139 120L138 122L141 123ZM159 121H158V122H159ZM169 121L171 122V120H169ZM169 121H167V122H166L165 124H163V126H161V127L157 124V125H158L157 128L160 127L161 129H160V128H159V129L162 131V127H164V125L169 124ZM172 121H173V119H172ZM244 121H246V120H244ZM255 121H256V120H255ZM135 122H136V121H135ZM138 122H137V123H138ZM236 122H237V121H236ZM242 122H243V120H242ZM242 122H240V123H242ZM93 123H94V122H93ZM100 123H101V121H100ZM100 123H99V124H100ZM137 123H136V124H137ZM243 123H244V122H243ZM247 123H248V122H247ZM251 123H250V124L248 123L247 125H251ZM253 123H252V124H253ZM89 124L92 125V124H91V121L89 122ZM101 124H102V123H101ZM101 124H100V126H101ZM129 124H130V122H129ZM175 124H174V125H175ZM262 124H263V123H262ZM90 125H89V126H90ZM102 125H103V124H102ZM131 125H132V124H131ZM133 125H135V124H133ZM171 125H172V126H171ZM174 125H173V123L171 122V124L169 125V128L171 129L172 127H173V128L177 127L176 125H175V127H174ZM244 125H245V124H244ZM256 125H257V124H256ZM256 125H254V126H256ZM127 126H128V125H127ZM138 126H139V125H138ZM141 126H142V125H141ZM167 126H168V125H167ZM167 126H165L166 129L163 130V132L166 130V132H164V134H165V133L168 134V133L170 132V131L167 132V130H169V129H167ZM170 126H171V127H170ZM258 126H260V123L258 124ZM90 127H91V126H90ZM128 127H129V126H128ZM128 127H126V128L129 129ZM135 127H136V126H134V128H135ZM260 127L262 128V126H260ZM93 128H95L94 124H93ZM98 128H99V127H97V130L99 131V129L102 128V126H101L99 129H98ZM173 128L171 129V131H172V130L175 131ZM90 129H91V132L93 133V134H91V135H95V133L97 132V131L95 130L96 128H95V129L90 128ZM94 130L96 131L95 133L93 132ZM101 130H103V128H102ZM101 130H100V131H101ZM143 130H146V128H145V129L143 128ZM160 130H159V132H160ZM131 131H132V129L130 130V132H131ZM152 131H151V132H152ZM173 131H172V133L170 132V135L165 134V136L167 135L166 137H168V136L171 137V135L173 134ZM176 131L174 132L175 134H177ZM132 132H133V131H132ZM154 132H155V133H154ZM154 132H152V134H153L152 137H154V136H155V137H159V136L157 135L159 132H158L157 130L154 131ZM128 133H129V131H128ZM138 133L141 134L140 136L143 135L141 132H138ZM97 134H98V133H96V135H97ZM145 134H146V132H145ZM149 134H150V132L148 131V134H146L145 136H147V138H149V137H148ZM155 134H156V135H155ZM129 135H130V133H129ZM130 136H131V135H130ZM161 136H162V135H161ZM152 137H151V135H150V138H149L150 140H148V141L146 142V144H147V143L149 144L150 141L152 142L154 139H157V138H155V137H154V139H153ZM163 137H164V136H163ZM163 137H162V138H163ZM132 138H134V137H132ZM151 138H152L153 140H152ZM171 138H172V137H171ZM171 138H170V139L168 138V139L170 140V142L172 141ZM159 139H160V138H159ZM159 139H157V141L154 140V141H155V146H154V147L157 146L156 149H158V152H160V156L163 157V154L161 155V152H162L163 148H162V150H161V147H158V143H159V145H160L162 139H161L160 141H159ZM166 139H167V138H166ZM166 139H163V140H166ZM168 139H167V140H168ZM136 140H137V139H136ZM145 140H147V139H145ZM174 140H175V139H174ZM154 141H153V143H154ZM163 142H164V141H163ZM165 142H166V141H165ZM172 142H173V141H172ZM168 143H169V142H168ZM150 144H151V143H150ZM164 144L166 145V143H163L162 145L164 146ZM169 144H170V143H169ZM106 145H109V144H106ZM106 145H105V146H106ZM162 145H161V146H162ZM167 145H168V144H167ZM98 146H99V145H98ZM110 146H111V144L109 145V147H110ZM113 146H115V148H117L116 145H113ZM113 146L110 147L111 150H112V148L114 149ZM148 146H149V145H148ZM150 146H152V145H150ZM163 146H162V147H163ZM96 147H97V146H96ZM152 147H153V146H152ZM152 147H151V148H152ZM180 147L182 148L183 146H179V147H177L176 150L174 149L173 152H172V154H170V153L168 152L170 155L167 153L166 156H168V158L171 156V158H169L170 161H171V159H172V161L175 160V159H173V157H174V158H178V157L180 156V154H177V153H180V151H179V150H180ZM184 147H185V146H184ZM184 147H183V149H185V150H184V152H185L188 148H187V147L184 148ZM149 148H150V147H149ZM151 148H150V149H151ZM94 149H95V148H94ZM94 149L91 151V152H93V153L91 154V155L93 156V158H94V159H93V163H95V165L97 164V166H100L101 169L105 168V169L102 170L104 176H103L102 174L98 173L99 176H100V178H101V176H102V179H100V178L98 179V180H100V181L102 180L101 182L99 181V183H103L104 181L106 182V179H109V177L112 176L113 172H111V171H112V170H115V168H113V169H112L111 167L106 168L108 165H111V164H109V162L106 161V160H108V158L105 159V157L103 156L104 154H106V152H104V154L101 155L102 158L99 156V154H97L98 152L100 153V151L103 150L102 148L100 149V146H99V148L97 147L98 151H96L97 149H95V150H94ZM150 149H149V150H150ZM177 149H179V150L177 151ZM183 149H182V151H183ZM105 150H106V149H105ZM105 150H103V151H105ZM107 150H108V149H107ZM107 150H106V151H107ZM114 150H116V149H114ZM160 150H161V151H160ZM94 151H96L95 153H96V155L98 156V158L100 157V158L103 160V162L106 161V163H108V164L103 163L102 165H99V162H98V161H100L101 159H98V158L96 159L97 156H96V155H93V154H94ZM103 151H102V152H103ZM108 151H109V150H108ZM150 151H151V150H150ZM150 151H149V152H146V153H149V154H150V153L153 151V149H152L151 152H150ZM168 151H169V150H168ZM176 151H177V152H176ZM156 152H157V150H156ZM158 152H157V155H159ZM174 152L176 153V155H178V157H175V155L172 157V155H173ZM184 152H183V153H184ZM188 152H189V150H187V152H185L186 154L184 153V155H183L182 152H181V154H182L183 156L186 155V157H187V153H188ZM110 153H113V152H110ZM100 154H101V153H100ZM151 154H153V153H151ZM151 154H150V155H151ZM112 155L115 156L114 153H113ZM182 155L180 156V157H181L180 160L182 159L181 162L183 161V162H184V163L182 162V163L184 164L183 166H185L186 161H184V157H182ZM105 156L107 157V154H106ZM164 156H165V154H164ZM166 156H165V157H166ZM90 157H91V156H90ZM90 157H89V159L92 161V159H91ZM103 157H104V158H103ZM165 157H164V158H165ZM186 157H185V158H186ZM158 158L161 160V158H160L159 156H158ZM168 158L166 157L165 159H168ZM104 159H105V160H104ZM115 159H116V158H115ZM115 159H113V161H114ZM118 159H119V158H118ZM118 159H116V160H118ZM186 159H187V158H186ZM95 160H96L97 162H95ZM102 160H101V161H102ZM120 160H122V158H121ZM123 160H124V163H126V162H125L126 159L123 158ZM123 160L120 161L121 163H119V164H122V165H123V164H124V163H122ZM178 160H179V159H178ZM178 160H177V161H178ZM113 161H112V163H114ZM149 161H150V159H149ZM162 161H163V159L161 160V162H162ZM166 161L169 162V160H166ZM172 161H171V162H172ZM177 161H176V164L179 163V162H177ZM89 162H90V161H89ZM117 162H119V161H117ZM167 162H166V163H167ZM171 162H170V164H167V165H168V166H170V165H175V161H174V164H173V163L171 164ZM181 162H180V163H181ZM93 163L90 164V168H91L92 166H94L93 169L96 170L98 167L96 166V168H95V165H94ZM182 163H181V164H182ZM87 164H88V163H87ZM92 164H93V165H92ZM104 164H105V166H103ZM115 164H116V163H115ZM161 164H162V163H161ZM163 164H164V163H163ZM163 164L161 165V167L163 166ZM181 164H179V165H181ZM198 164H200V163H198ZM91 165H92V166H91ZM106 165H107V166H106ZM125 165H126V164H125ZM88 166H89V165H88ZM111 166H112V165H111ZM116 166H117V165H116ZM164 166H166V165H164ZM197 166H199V165L195 164L194 167H197ZM102 167H103V168H102ZM118 167H119V166H118ZM125 167H126V166H125ZM125 167H124V169H125ZM109 168L112 169V170H109L112 174L109 173V171H107V172L104 174V171H106V169L108 170ZM168 168H169V167H168ZM180 168H181V167H180ZM119 169H120V168H119ZM122 169H123V168H122ZM137 169H138V168H137ZM94 170H93V172H95ZM117 170H118V169H117ZM127 170H128V169H127ZM179 170H180V169H179ZM97 171H99V168H98V170H96V173H97ZM102 171L100 170L99 172H102ZM124 171H125V170H124ZM128 171H129V170H128ZM132 171H134V170H132ZM132 171H130V172H132ZM162 171L164 172V169H163ZM166 171H168V170L166 169ZM166 171H165V172H166ZM115 172H116V171H115ZM126 172H127V171H126ZM126 172H125V174H126ZM130 172H129V173H130ZM134 172H135V171H134ZM134 172H133V173H134ZM137 172H138V171H137ZM141 172H142V169H141ZM117 173H119V172H117ZM117 173H114V175H113L114 177H115V176L117 177V178L115 177L116 180L114 181V178H113V176H112V177L110 178L111 180L109 179L108 184H109V183H110V184H111V183H112V184L114 183L113 186H114V185L117 186V184H115V182H116V183L119 182V179H120L119 177H121L120 175H123V173H122V174L120 173V174L118 175V176H119V177H118V176L116 175ZM138 173H139V172H138ZM138 173H137V175H138ZM108 174H110L111 176H109ZM149 174H150V173H149ZM151 174H152V173H151ZM163 174H164V173H163ZM106 175H107V176H106ZM126 175H128V173H127ZM133 175H134V174H133ZM133 175H132V173H131V176H126V177L132 178ZM137 175H136V176H137ZM139 175H140V174H139ZM143 175H144V174H143ZM153 175H154V174H152V176H151V175H149V176H151V177L153 178ZM105 176L108 177V178H106ZM134 176H135V175H134ZM134 176H133L134 179L138 178V177H134ZM103 177H105V178H104V181H103ZM122 177H123V176H122ZM124 177H125V175H124ZM139 177H140V176H139ZM145 177H147V176H145ZM151 177H150V178H151ZM95 178H96V177H95ZM118 178H119V179H118ZM133 178H132V179H133ZM112 179H113L114 182H110V181H112ZM117 179H118V180H117ZM121 179H122V180H125V179H123V178H121ZM134 179H133L132 181H134ZM140 179H142V177H140ZM91 180H92V179H91ZM122 180H120V181L122 182ZM137 180H139V179H137ZM148 180H149V179H148ZM165 180L168 182V180H167L166 178H165ZM172 180H173V178H172ZM135 181H136V180H135ZM135 181H134V182H135ZM139 181H140V180H139ZM149 181H150V180H149ZM105 182H104V183H105ZM124 182H126V184H127V183H129L130 181H129V179H128V181H124ZM134 182L129 183V185L131 186V188H132V185H133V184L135 185ZM88 184H89V183H88ZM136 184H137V181H136ZM167 184H169V183H167ZM85 185H86V184H85ZM95 185H96V184H95ZM97 185H100V184H97ZM101 185H103V184H101ZM127 185H128V184H127ZM129 185H128V187H129ZM103 186H104V185H103ZM116 186H114V187H116ZM1 187H2V185L0 184V188H1ZM91 187H92V186H91ZM96 187H97V186H96ZM101 187H102V186H100V188H101ZM126 187H127V186H126ZM135 187H137V186H134L133 189H131V188H126V190L131 189V192H132V190H133V191L137 190V189L134 190ZM84 188H85V187H84ZM94 188H95V187H94ZM97 188H98V187H97ZM117 188H118V187H117ZM119 188H120V187H119ZM137 188H138V187H137ZM87 189H88V188H87ZM87 189H85L86 192L90 190V191H89L90 193H91V191L94 190L93 188H91V189H89V190H87ZM92 189H93V190H92ZM122 189H123V188H122ZM1 190L3 191V187L0 189V191H1ZM82 190H83V189H81L80 191H82ZM138 190H139V189H138ZM83 191H84V190H83ZM89 192H88V194H90ZM119 192L122 193V190H120ZM119 192H118V194H120ZM138 192H140V191H138ZM138 192H137V194H135V195H134V193H133V195H134V196L138 195V196L140 197L141 194H138ZM0 193H1V195H2V192H0ZM123 193H124V192H123ZM127 193H128V192H127ZM135 193H136V192H135ZM130 194H132V193H130ZM79 195H80V194H79ZM85 195H86V193H85ZM123 195H124V194H123ZM99 196H100V195H99ZM102 196H103V194H102ZM124 196H125V195H124ZM131 196H132V195H131ZM121 197H122V196H121ZM85 198H86V197H85ZM132 198H135V197H132ZM140 198H142V197H140ZM125 199H126V198H125ZM144 199H145V197H144ZM84 201H85V200H84ZM86 202H87V201L84 202L85 205L89 204V205H90V208L92 207V206H91L92 203H94V205H93L94 207H95V205L97 204V202H95V201H91V202L89 201V202H87V204H86ZM100 202H101V201H100ZM100 202H98V204H100ZM112 202H113V200H112ZM82 203H83V202H82ZM84 203H83V205H84ZM113 203H114V202H113ZM98 204L96 205V208L99 206ZM120 204H122V203H120ZM83 205H81V207H82ZM85 205H84V206H85ZM89 205H87V206H89ZM100 205H102V204H100ZM107 205H108V204H107ZM129 206H130V205H129ZM132 206H134V205H132ZM85 207H86V206H85ZM85 207H82V208H85ZM101 207H103V206L98 207L97 210H98L99 208H101ZM134 207H135V206H134ZM120 208H121V207H120ZM123 208H124V207H123ZM131 208H132V207H131ZM136 208H137V207H136ZM4 209H5V208H4ZM126 209H127V208H126ZM129 209H130V208H129ZM134 209H135V208H134ZM97 210H96V211H97ZM127 210H128V209H127ZM5 211H6V210H5ZM90 212H91V211H90ZM90 212H87V214L90 213ZM161 212H163V211L161 210ZM5 213H6V212H5ZM5 213H4V214H5ZM96 213H98V215L102 216V215L99 213V210H98ZM160 215H161V214H160ZM1 217H2V216H1ZM4 217H5V219H7V218H6V215H5ZM99 218H100V217H99ZM101 219L103 220V218H101ZM104 220H105V219H104ZM104 220H103V221H104ZM80 221H81V220H80ZM80 221H79V222H80ZM74 222H75V221H74ZM76 222H77V226H78V221H76ZM82 222H84L83 219H82ZM86 222H87V221H86V219H85V223H81V222H80V225L83 224V226H84V224H88V222H87V223H86ZM89 222H90V221H89ZM122 223H123V222H122ZM71 225H72V227H73L74 224H70L69 226L71 227ZM75 226H76V223H75ZM72 227H71V228H72ZM78 227H80V226H78ZM115 227H116L117 229H119L118 226H115ZM81 228H82V226L80 227V229H81ZM85 228H88V227L85 225ZM76 229H77V228H76ZM83 229H84V228H83ZM75 231H76V230H75ZM105 231H106V230H105ZM105 231H104V232H105ZM114 232L116 233V235H114ZM114 232H113V231H109V232L106 231V233H105V238L107 237L108 242H109L110 244H112L113 253H112L109 257H107L106 259H104V260H103V263H104V264H128V262L126 261V259H125V258L123 257V255H122V253H123V254H125V255H129V256H131L135 261H137L139 264H141V262H142L141 257L134 256V254H133V252H132V250H131V246H132V244L126 242L125 239H124L125 241L122 240L121 242H119V240H120L121 238H124V237L127 236V232H123V231H121V229H119V230H114ZM17 234H19V233H17ZM19 235H20V234H19ZM83 235H84V234L79 235L78 238L81 237V236L83 237ZM16 236H17V235H16ZM21 236H22V234H21ZM129 236H133V232H131V233L129 232ZM22 237H23V236H22ZM62 239L64 240L63 237H62ZM65 240H66V239H65ZM65 240H64V241H65ZM68 241H70V243L74 242V241H72V239H67V243H69ZM71 241H72V242H71ZM113 241H114L115 243H113ZM65 243H66V242H65ZM67 243H66V244H67ZM66 244H65V245H66ZM73 244L75 245V243H72L71 246H73ZM67 245L69 246V244H67ZM68 246H67V247H68ZM69 249H70V248H69ZM176 254H177V253H176ZM170 259H173V257L171 256ZM37 260H38V259H36V261H37ZM173 260H174V259H173ZM173 260L170 261V264H173Z\"/></svg>", "mask_w": 264, "mask_h": 264}]
</instances>
